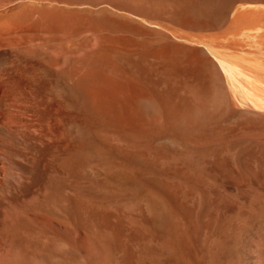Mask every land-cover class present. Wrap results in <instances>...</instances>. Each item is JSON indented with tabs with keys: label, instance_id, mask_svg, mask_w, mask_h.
Listing matches in <instances>:
<instances>
[{
	"label": "bare ground",
	"instance_id": "obj_1",
	"mask_svg": "<svg viewBox=\"0 0 264 264\" xmlns=\"http://www.w3.org/2000/svg\"><path fill=\"white\" fill-rule=\"evenodd\" d=\"M0 264H264V0H0Z\"/></svg>",
	"mask_w": 264,
	"mask_h": 264
}]
</instances>
